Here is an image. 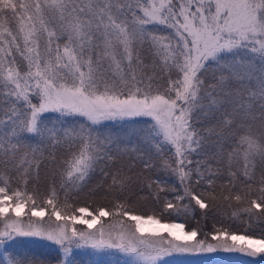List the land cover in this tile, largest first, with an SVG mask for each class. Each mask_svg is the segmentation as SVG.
Listing matches in <instances>:
<instances>
[{"label":"snow or ice","instance_id":"1","mask_svg":"<svg viewBox=\"0 0 264 264\" xmlns=\"http://www.w3.org/2000/svg\"><path fill=\"white\" fill-rule=\"evenodd\" d=\"M262 223L264 0H0V264L264 257Z\"/></svg>","mask_w":264,"mask_h":264},{"label":"trees","instance_id":"2","mask_svg":"<svg viewBox=\"0 0 264 264\" xmlns=\"http://www.w3.org/2000/svg\"><path fill=\"white\" fill-rule=\"evenodd\" d=\"M142 119V118H137ZM119 127V125H117ZM88 203H92L91 200ZM150 202L147 204L141 203L137 206L139 213L147 212L151 209ZM180 220L185 223L186 227L196 226V222L190 217L187 222L183 217L172 218ZM196 220H201L199 215L196 216ZM213 219L209 217L206 221L201 220V226L205 231L211 230L213 226ZM225 224L231 225L232 228L243 229L245 225H241L239 221H228L224 219ZM219 227L220 225L217 224ZM261 228H264V223L254 224L253 230L256 232V236H259ZM242 232V231H241ZM50 242L42 240L39 237H17L14 241L16 253L20 257L36 258L40 260L50 261L51 264H58L57 261L52 260V257L56 255L54 247H48ZM115 250H100L96 251L92 248L75 249L72 253L71 259L73 264H125V261L114 260L116 259ZM162 264H264V257H248L243 253H202L196 255H183L179 256L174 254L169 259L162 262Z\"/></svg>","mask_w":264,"mask_h":264},{"label":"rangeland","instance_id":"3","mask_svg":"<svg viewBox=\"0 0 264 264\" xmlns=\"http://www.w3.org/2000/svg\"><path fill=\"white\" fill-rule=\"evenodd\" d=\"M139 213V212H138ZM162 222H165V223H167V222H174V223H182L180 220H177V219H171V220H165V221H162ZM98 226V225H97ZM78 227H83L82 225H78ZM190 229V227H186L185 226V231H187V230H189ZM166 234V233H165ZM238 234H243V232H239ZM256 238H259V236H256ZM114 250V249H113ZM96 251H100V250H96ZM116 252V259H114V260H121L122 262L123 261H125L124 263L125 264H127V261H128V257H126L123 253H120V252H118L117 250H115ZM216 253H223V251H218V252H216ZM202 254V253H201ZM177 255H179V254H177ZM179 256H183V255H179ZM170 258V256L169 257H164L163 259H162V262H164V261H166L167 259H169Z\"/></svg>","mask_w":264,"mask_h":264}]
</instances>
